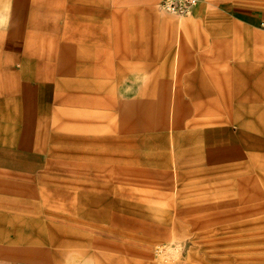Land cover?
Returning <instances> with one entry per match:
<instances>
[{
  "label": "rangeland",
  "instance_id": "374dc122",
  "mask_svg": "<svg viewBox=\"0 0 264 264\" xmlns=\"http://www.w3.org/2000/svg\"><path fill=\"white\" fill-rule=\"evenodd\" d=\"M11 1L48 99L35 170H0V264H264V0L186 15L159 0ZM84 14L100 66L109 48L126 69L122 145L95 99L111 70L87 78L99 92L84 87L71 21Z\"/></svg>",
  "mask_w": 264,
  "mask_h": 264
},
{
  "label": "crops",
  "instance_id": "0c3cea01",
  "mask_svg": "<svg viewBox=\"0 0 264 264\" xmlns=\"http://www.w3.org/2000/svg\"><path fill=\"white\" fill-rule=\"evenodd\" d=\"M4 6V0H0V170L19 171L18 173L29 175L37 166V154L41 153V147L38 144L41 135L37 130L36 121L38 118L42 119L45 113L48 96L43 92V87L39 81L41 69L43 68L40 55L33 51H26L25 46L21 44L19 12L7 16L3 10L8 11L9 7L8 5L7 7ZM11 6L14 9L20 7L21 3L19 0H13ZM81 18L75 16L74 19L71 18V21L79 24L75 26L74 23L76 35L72 37L77 38L79 48H81L79 60L82 74L85 77L84 87L89 89L92 86L93 89L99 92L98 88L100 86L95 83L90 85L91 83L87 78L91 73L98 75L100 71L108 73L111 70L112 85L104 95H96L95 99L98 100V103L103 102L105 106L107 105L106 121L109 123V130L112 133L110 139L114 145H122L126 141L128 126L126 124L130 108L127 100L118 95L114 87L117 73L118 77H124L126 69L119 68L116 70L112 67L109 61V48L103 50V56L108 59L103 65L106 67L100 66L99 54L96 52L98 50L91 45L92 37L89 22L84 19L86 18L85 14ZM33 22H36L35 19H33ZM31 25L33 26L35 23H31ZM68 31L66 28L67 35H70ZM141 32L143 33L142 29ZM172 40V36H170L160 44L163 48L171 50ZM195 40L199 42L200 39L196 37ZM176 46L177 57L185 49V43L180 42L178 39ZM121 49L123 51L126 49L124 40ZM232 65L236 67L238 62L234 61ZM92 97L94 98V96ZM203 98H206L205 94ZM201 105V107H204L205 103ZM116 120L119 122L116 123ZM213 136L215 135L210 137ZM170 144L172 145V139ZM121 170L124 171V167ZM249 199H243L244 203L250 201ZM217 205L214 206L215 210L218 209ZM249 208L250 210L253 209L251 205H249Z\"/></svg>",
  "mask_w": 264,
  "mask_h": 264
},
{
  "label": "built area",
  "instance_id": "2783aa9c",
  "mask_svg": "<svg viewBox=\"0 0 264 264\" xmlns=\"http://www.w3.org/2000/svg\"><path fill=\"white\" fill-rule=\"evenodd\" d=\"M200 0H159L158 7L166 12L178 15L190 14Z\"/></svg>",
  "mask_w": 264,
  "mask_h": 264
}]
</instances>
